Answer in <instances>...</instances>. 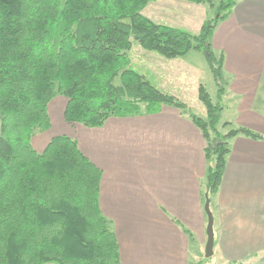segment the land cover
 Returning <instances> with one entry per match:
<instances>
[{
	"label": "trees",
	"instance_id": "trees-1",
	"mask_svg": "<svg viewBox=\"0 0 264 264\" xmlns=\"http://www.w3.org/2000/svg\"><path fill=\"white\" fill-rule=\"evenodd\" d=\"M151 1L0 0V264H122L116 235L98 206L100 170L64 134L52 136L41 152L31 144L37 131L50 127L47 106L56 95L67 100L65 121L88 127L162 105L186 113L206 141L209 200L230 140L263 138L220 120L228 83L224 55L214 51L211 36L238 0H185L214 9L197 33L143 15ZM133 43L166 59L201 52L218 86L217 102L199 84L201 117L160 91L131 66Z\"/></svg>",
	"mask_w": 264,
	"mask_h": 264
},
{
	"label": "crops",
	"instance_id": "crops-1",
	"mask_svg": "<svg viewBox=\"0 0 264 264\" xmlns=\"http://www.w3.org/2000/svg\"><path fill=\"white\" fill-rule=\"evenodd\" d=\"M168 3L174 6L157 11ZM192 4L154 0L142 13L156 22L179 24L180 17H171L177 13L168 11L185 14ZM211 45L224 55L228 83L222 97L231 112L221 120L223 108L220 120L263 136L230 140L220 184L210 198L212 258L222 264H264V0H238L214 29ZM166 60L182 67L161 75L162 82L173 84L162 86L187 103L191 96L183 82L186 71L196 67L183 57ZM195 93L198 98L197 88ZM66 102L62 95L49 101L50 127L37 131L31 144L41 152L52 136L64 134L100 170L98 206L116 235L121 263L190 264L204 254L206 141L188 115L162 105L157 112L110 116L88 127L65 121Z\"/></svg>",
	"mask_w": 264,
	"mask_h": 264
},
{
	"label": "rangeland",
	"instance_id": "rangeland-1",
	"mask_svg": "<svg viewBox=\"0 0 264 264\" xmlns=\"http://www.w3.org/2000/svg\"><path fill=\"white\" fill-rule=\"evenodd\" d=\"M217 1L218 0H214L215 3H217ZM192 5H193L192 8L186 9L185 14H179L177 10L175 9L169 10L168 12L177 13V14H173L176 16H171L173 17V19L180 17L179 18L180 21L178 20L180 25L176 23L177 20H175L176 24H173V26L185 28L183 26L186 25V23H188L187 25L188 27H186L185 29L193 33H197L198 28L201 27L204 20L213 15L214 9L207 6V4H196V5L192 4ZM172 6L174 5H171L168 3L164 7H161V6L158 7L157 11H162V12L167 11V9H169V7H172ZM173 19H171V21H173ZM157 22H160V21H157ZM184 22L186 23L184 24ZM160 23H163V22H160ZM142 49L137 43H133V46L131 50L129 51V56L131 59V66L134 69H136L138 72L143 74L144 77L147 80H149L160 91L168 93L163 86L173 85V84H169L170 82H162L161 75H166L169 72L177 71L176 69L182 66L181 65L178 67L173 66V64L167 62L166 58L157 54L156 52H153V51L146 52L147 50L144 49L145 50L144 51ZM183 59L193 64L197 70L191 69L192 71L191 70L186 71V80H184L183 82L184 84L183 90L186 92L187 97L191 96V98L188 99L187 103L183 101L182 99L180 98L179 99L185 102L193 113L197 114L198 116L204 117V113H202L201 110L202 109L205 110V107L196 97L195 89L197 88V96H198V85L203 84L206 87L211 100L216 103L218 100L217 99V87L218 86L213 79L212 72L209 68L206 58L201 52L192 50L188 54H186L183 57ZM115 83H118L117 78L115 79ZM220 103L223 105V108H224L223 117H221V120H225V118L229 117L231 111L226 106L227 102L224 97H222V99L220 100ZM195 104L199 106L200 110L197 109V105ZM212 257L213 256H210L209 258H205L202 252L199 255V257H195V258L192 257L190 264H222V263L216 262Z\"/></svg>",
	"mask_w": 264,
	"mask_h": 264
},
{
	"label": "water",
	"instance_id": "water-1",
	"mask_svg": "<svg viewBox=\"0 0 264 264\" xmlns=\"http://www.w3.org/2000/svg\"><path fill=\"white\" fill-rule=\"evenodd\" d=\"M204 211L207 216V224H206V243L204 246V257L209 258L213 254V245H214V231H213V215L210 209V200L206 196L204 203Z\"/></svg>",
	"mask_w": 264,
	"mask_h": 264
}]
</instances>
